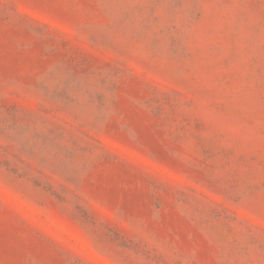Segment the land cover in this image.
I'll return each mask as SVG.
<instances>
[{"label":"rangeland","instance_id":"obj_1","mask_svg":"<svg viewBox=\"0 0 264 264\" xmlns=\"http://www.w3.org/2000/svg\"><path fill=\"white\" fill-rule=\"evenodd\" d=\"M0 264H264V0H0Z\"/></svg>","mask_w":264,"mask_h":264}]
</instances>
